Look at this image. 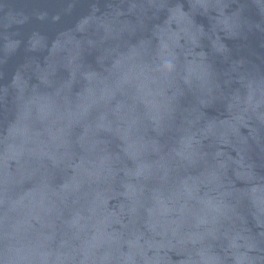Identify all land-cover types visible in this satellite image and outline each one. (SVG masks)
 I'll return each instance as SVG.
<instances>
[{
  "label": "water",
  "instance_id": "1",
  "mask_svg": "<svg viewBox=\"0 0 264 264\" xmlns=\"http://www.w3.org/2000/svg\"><path fill=\"white\" fill-rule=\"evenodd\" d=\"M0 264H264V0H0Z\"/></svg>",
  "mask_w": 264,
  "mask_h": 264
}]
</instances>
